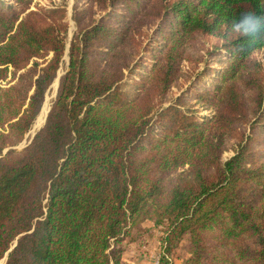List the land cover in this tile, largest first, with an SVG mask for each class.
<instances>
[{
  "label": "trees",
  "instance_id": "1",
  "mask_svg": "<svg viewBox=\"0 0 264 264\" xmlns=\"http://www.w3.org/2000/svg\"><path fill=\"white\" fill-rule=\"evenodd\" d=\"M87 2L46 123L0 159V261L16 244L5 264H123L153 223L158 264L185 240L183 264H264V31L236 30L264 0ZM31 3L0 0V155L29 135L66 55V10Z\"/></svg>",
  "mask_w": 264,
  "mask_h": 264
},
{
  "label": "rangeland",
  "instance_id": "2",
  "mask_svg": "<svg viewBox=\"0 0 264 264\" xmlns=\"http://www.w3.org/2000/svg\"><path fill=\"white\" fill-rule=\"evenodd\" d=\"M30 1H32L31 10L34 9L35 5H39V7H44L46 9H56L58 7H61L66 10L65 22H67L68 24L67 33L65 35L66 55L63 57L60 68L58 70V72L60 71L59 74H57L58 77L55 80L54 84L52 85V89L46 98L45 104H48V108H47V114H48L49 106L52 107V104L56 100V97H57V93L59 89L58 86L60 85L58 80H61L60 78H62L68 71V67H69L68 49L70 47V44H71V41L74 35L79 30L77 23L73 20L74 7L75 5H79L81 7L85 6L86 4H88V2L87 0H30ZM103 15L104 13H98L95 15V19L98 20ZM87 21L88 20H85V23H87ZM204 42L206 44L203 49L206 50V49H212V47L218 42V40L216 38H209ZM202 52L204 53V51ZM253 56L261 60L262 62H264V50L263 49L257 50L256 52H254ZM214 66L218 67V64H215ZM192 69H193V65L191 63L183 62L182 70L183 72L190 73L191 78H194L197 73L200 74L204 70V69H200L199 66L194 72H191ZM137 78L135 80H137ZM135 80L132 81L128 78H125L124 82L125 83L129 82V84L131 85H137L140 83L139 81H135ZM188 84H189V80H185V79L182 80L180 84L181 88H178V87L174 88L172 92L173 93L172 96L174 98H177L180 95V93H182L184 90L188 88ZM130 97H135V94H131ZM40 115L36 123L40 119ZM45 119L43 122H45ZM43 122L42 123L40 122L41 124L39 128L44 124ZM36 131H34V129L32 128L29 135L27 134L28 139H30ZM233 154L234 153L232 150L227 151L223 157L224 161H227L229 158H231ZM186 174H187V168H182L177 173V179L180 185L182 184V181ZM161 235H162L161 228L154 226L153 223H146L143 226H141L140 229L135 231L134 235L131 238H129L124 244L125 251L123 254V264H158L159 256H160V241L159 240H160ZM189 256H190L189 244H188V241L185 240L181 244L179 249H177V251L173 255L174 264H183V262L187 258H189ZM6 258H7V254L0 261V264H3L6 261Z\"/></svg>",
  "mask_w": 264,
  "mask_h": 264
},
{
  "label": "clouds",
  "instance_id": "3",
  "mask_svg": "<svg viewBox=\"0 0 264 264\" xmlns=\"http://www.w3.org/2000/svg\"><path fill=\"white\" fill-rule=\"evenodd\" d=\"M236 30L241 34L255 36L257 33L264 31V15L247 13L241 16L237 22Z\"/></svg>",
  "mask_w": 264,
  "mask_h": 264
},
{
  "label": "water",
  "instance_id": "4",
  "mask_svg": "<svg viewBox=\"0 0 264 264\" xmlns=\"http://www.w3.org/2000/svg\"><path fill=\"white\" fill-rule=\"evenodd\" d=\"M51 109V108H50ZM49 112H50V110H49ZM49 114V113H48ZM47 117H48V115H47ZM47 117H46V119H47ZM46 119H45V122H46ZM45 122H44V124H45ZM44 124L33 134V136L30 138V139H28V135L26 136V138H25V141L21 144H19L18 146H15V147H12V148H9V149H7V150H5L1 155H0V159L2 158V157H4L6 154H8V153H10V152H12V151H21V150H23V149H25L28 145H30L31 143H32V141H33V139H34V137H35V135L37 134V132L44 126ZM15 246H16V244L8 251V253H7V256H8V254L15 248ZM6 261H7V258H6ZM6 261L3 263V264H5L6 263Z\"/></svg>",
  "mask_w": 264,
  "mask_h": 264
},
{
  "label": "bare ground",
  "instance_id": "5",
  "mask_svg": "<svg viewBox=\"0 0 264 264\" xmlns=\"http://www.w3.org/2000/svg\"><path fill=\"white\" fill-rule=\"evenodd\" d=\"M59 81V80H58ZM47 108H48V104H45V106H44V108H43V110H42V113H41V115H40V119L38 120V122L36 123V125L33 127V129H34V131H36L38 128H39V126H40V124L44 121V119H45V117H47L46 116V114H47ZM48 115V114H47ZM41 122V123H40ZM44 123V122H43ZM34 133V132H33Z\"/></svg>",
  "mask_w": 264,
  "mask_h": 264
}]
</instances>
